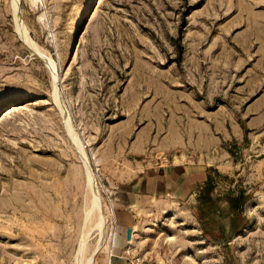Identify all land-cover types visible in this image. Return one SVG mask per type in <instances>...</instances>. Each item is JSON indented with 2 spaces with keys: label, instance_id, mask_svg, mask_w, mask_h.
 <instances>
[{
  "label": "rangeland",
  "instance_id": "1",
  "mask_svg": "<svg viewBox=\"0 0 264 264\" xmlns=\"http://www.w3.org/2000/svg\"><path fill=\"white\" fill-rule=\"evenodd\" d=\"M16 1L0 0V264H77L85 160L107 218L94 264L116 214L115 264H264V0ZM175 165L205 180L160 192Z\"/></svg>",
  "mask_w": 264,
  "mask_h": 264
},
{
  "label": "bare ground",
  "instance_id": "2",
  "mask_svg": "<svg viewBox=\"0 0 264 264\" xmlns=\"http://www.w3.org/2000/svg\"><path fill=\"white\" fill-rule=\"evenodd\" d=\"M17 1L14 0V4H16ZM21 21V20H20ZM18 25V30L20 29V33H22V36L27 39L26 32L23 31L21 23H19V20L17 22ZM37 48V47H36ZM56 74L54 73V78ZM71 131V130H70ZM72 136L73 133H72ZM74 139V144L77 148V150L81 153V156L86 159L85 154L82 151V146L79 144V142ZM85 166L87 170V185H86V192H87V198H86V207H85V225L89 226L84 229L83 232L81 233L80 236V243H79V250L78 254L76 256L77 264H94L95 258L98 256L100 251L102 250L103 247V241H105L106 237V216L104 213V210L102 209L101 206V200H100V195L98 192V189L95 185L94 182V177L92 173L89 170V165L87 161L85 160ZM93 228V229H92ZM96 230L98 232V239L96 240V244L91 245L90 244V233L92 230ZM131 231V229H130ZM128 239V236H127ZM132 239V231H131V238L128 239L129 241ZM173 239V238H171ZM170 239V240H171Z\"/></svg>",
  "mask_w": 264,
  "mask_h": 264
},
{
  "label": "crops",
  "instance_id": "3",
  "mask_svg": "<svg viewBox=\"0 0 264 264\" xmlns=\"http://www.w3.org/2000/svg\"><path fill=\"white\" fill-rule=\"evenodd\" d=\"M205 170L201 167L193 166H181L175 165L167 172L159 176V180H156V189H160V192L166 193L174 197H181L183 195H190L199 185L205 180ZM154 200V198H153ZM134 208H138L137 205H133ZM118 216H115V226L111 235V261L109 264H115L116 257L114 247L116 244V228L118 225ZM133 235V233H132ZM135 236V235H133ZM127 243L129 240L127 239ZM129 253V249L127 250Z\"/></svg>",
  "mask_w": 264,
  "mask_h": 264
},
{
  "label": "water",
  "instance_id": "4",
  "mask_svg": "<svg viewBox=\"0 0 264 264\" xmlns=\"http://www.w3.org/2000/svg\"><path fill=\"white\" fill-rule=\"evenodd\" d=\"M127 236H128V239L131 238V231H130V229H128V231H127Z\"/></svg>",
  "mask_w": 264,
  "mask_h": 264
}]
</instances>
